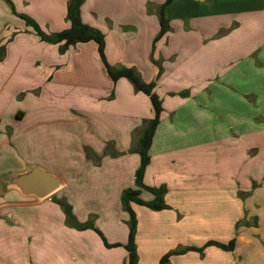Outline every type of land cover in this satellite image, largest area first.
Returning <instances> with one entry per match:
<instances>
[{"label": "crops", "instance_id": "crops-1", "mask_svg": "<svg viewBox=\"0 0 264 264\" xmlns=\"http://www.w3.org/2000/svg\"><path fill=\"white\" fill-rule=\"evenodd\" d=\"M70 1L27 0L25 12L60 32L70 26ZM165 1L81 7L82 20L104 34L109 63L136 69L163 102L144 183L166 188L170 208L134 205L138 264L204 248L206 237L233 239L234 249L208 245L168 264H253L264 254V0H173L169 30L157 39ZM22 81L35 94L19 101ZM153 117L148 95L111 79L96 42L61 53L35 34L15 36L0 58V176L38 165L63 185L45 199L0 191L2 264H127L130 215L121 196L136 188L134 149ZM141 197L154 199L146 190ZM54 198L112 246L90 227H71Z\"/></svg>", "mask_w": 264, "mask_h": 264}, {"label": "trees", "instance_id": "trees-1", "mask_svg": "<svg viewBox=\"0 0 264 264\" xmlns=\"http://www.w3.org/2000/svg\"><path fill=\"white\" fill-rule=\"evenodd\" d=\"M12 4L11 0H6ZM173 0H166L165 3L161 6L159 17H160V24L161 30L157 37L159 39L169 30V23L166 18L165 10L169 3ZM85 0H71L68 4L67 9V19L70 22V26L60 32L56 33H46L41 26L32 18L21 14L29 25H31L38 37L41 41L49 43V44H59V51L61 53H65L70 47L78 44V43H86L90 41L96 42L98 46V53L99 57L111 79L115 82L121 78H126L129 80L132 85L134 86L136 91H140L145 93L149 96L152 107L154 110V117L152 119H147L144 122V127L142 129V133L138 142V145L134 149L136 153L140 156V166L136 170L135 173V184L136 188H127L123 191L121 196L122 206L126 212L129 213V237L128 242L125 245L126 249L129 252L128 262L127 264H138V254L136 251V236H137V228H138V220L134 210V205H141L148 207L155 211L165 210L170 208V206L166 203L164 196L166 188L164 187H150L144 183V174L145 171L150 163L151 155L150 150L153 143V138L156 132V129L160 123L161 114L164 110L163 102L160 96L154 91L155 83L146 82L140 73L130 67L120 66L116 67L109 63L106 52H105V36L104 34L97 28L85 23L82 20L81 16V7ZM6 53V46H0V58H3ZM142 190H146L154 195V199L151 201H145L141 197ZM54 200L62 206L64 211L76 221L75 216L72 213V207L70 204L64 199H57ZM77 227L79 229L84 228H93L97 232L100 233L104 242L107 246L110 245L106 239L104 238L103 234L92 224H80L76 221ZM206 245H213L218 246L222 249L231 250L234 249L235 241L232 239L228 244H222L218 242H214V240H210ZM197 250L202 252L204 248H194V247H186L182 250H172L168 251L166 254L162 256L160 259V264H168L169 258L171 255H179L184 254L189 250Z\"/></svg>", "mask_w": 264, "mask_h": 264}, {"label": "rangeland", "instance_id": "rangeland-1", "mask_svg": "<svg viewBox=\"0 0 264 264\" xmlns=\"http://www.w3.org/2000/svg\"><path fill=\"white\" fill-rule=\"evenodd\" d=\"M0 1L2 2L0 4V14L2 15V16L0 15V26H1V29H5V31H6L5 36L0 41V46H2V45H5L6 46L8 43L12 42V40H14L15 36H17L18 34H22L23 36H25V35L29 36L30 34H35L38 37V35L36 34L34 28L31 25H29L27 23V21L23 17H21V14H23V15H26V16L32 18L37 23L39 21V20H36L35 18L29 16L25 12L26 11L25 10V7L28 5L27 4V0H22V3L21 4H18V3L16 4L14 0H11L12 4L9 3L6 0H0ZM4 15L10 16V17H3ZM3 25H4V28L2 27ZM44 27L45 28H42V26H41V28L44 31L46 30L45 31L46 33H49V34L52 33L48 29V26H44ZM1 29H0V34H1ZM53 33H56V32H53ZM20 42H23V40H20ZM23 85H27V84H25L23 81L22 82H19V85H18V88H17L18 89L17 92L22 91L20 93V95L18 96L19 101H22L21 100L22 99L21 97L24 96L25 94L29 93V92L32 93V94H35L33 90H30V91H27L26 90L25 91L24 88H23ZM18 99H16V100L18 101ZM8 105H7V107H8ZM6 116H8V115H6ZM10 117L12 118V116H10ZM72 213H73V210H72ZM65 215L67 217V221L70 223L69 225L71 227H73V228L79 229L77 227V223H76V221L78 222V219L76 218V216L74 215V213H73V215L75 216L76 221L73 218H71L66 212H65ZM78 223H80V222H78ZM80 224H82V223H80ZM86 224H88V223H86ZM89 224H90V221H89ZM207 226H210V223H206V222H204V221L201 220V232H200L201 235H204V234L207 235L208 234V233H206V232H208V230L203 228V227H207ZM82 230H84V229H82ZM93 230H95V229H93ZM97 233L100 235L99 232H97ZM206 238H209V237H206ZM206 238H201L198 241L200 245L204 244V246H203L204 248H206L208 246L206 244H207V242H209L208 239H206ZM259 243L264 247V241H260ZM263 251H264V248H263ZM0 264H2L1 260H0ZM253 264H264V254L262 253L261 256L256 257L255 260H254V262H253Z\"/></svg>", "mask_w": 264, "mask_h": 264}, {"label": "water", "instance_id": "water-1", "mask_svg": "<svg viewBox=\"0 0 264 264\" xmlns=\"http://www.w3.org/2000/svg\"><path fill=\"white\" fill-rule=\"evenodd\" d=\"M63 185L62 179L38 165H30L22 172L0 176V191L16 189L24 195L45 199Z\"/></svg>", "mask_w": 264, "mask_h": 264}]
</instances>
